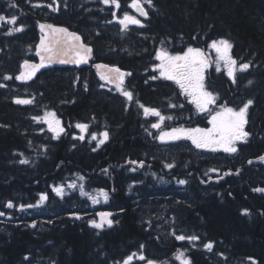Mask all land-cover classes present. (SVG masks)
<instances>
[{"label": "trees", "instance_id": "trees-1", "mask_svg": "<svg viewBox=\"0 0 264 264\" xmlns=\"http://www.w3.org/2000/svg\"><path fill=\"white\" fill-rule=\"evenodd\" d=\"M141 2L148 12L144 26L122 29L118 19L133 10L132 0H119L118 9L101 0H0V15L18 18L15 25L0 21V264H123L133 254L132 264H181V252L192 264H264V192L254 191L264 188V0ZM42 21L79 32L96 58L131 71L133 100L101 89L90 67L53 68L28 84L18 82L24 61L36 59ZM20 26L23 31L8 34ZM220 38L250 67L237 71L235 82L216 68L209 71L207 87L218 97L209 111L199 112L174 81L148 80L161 48L207 46ZM17 98L32 103L17 104ZM249 99L250 136L234 154L198 149L187 139L161 142L155 138L160 129L151 127L158 118L146 117L139 106L172 117L162 128H208L221 106L238 109ZM47 111L63 121L59 138L33 119ZM78 123L89 125L83 141L74 138L81 135ZM104 131L108 141L93 151L91 135ZM24 159L29 163L21 164ZM81 185L90 196L108 193L107 201L99 196L97 209L111 213L112 227L95 229L91 219L73 217L93 211ZM57 186L63 197L54 192ZM41 194L47 196L46 219L32 228L28 221L38 216L19 206L34 205ZM176 235L200 239L179 241ZM209 241L211 251L203 247Z\"/></svg>", "mask_w": 264, "mask_h": 264}, {"label": "snow or ice", "instance_id": "snow-or-ice-1", "mask_svg": "<svg viewBox=\"0 0 264 264\" xmlns=\"http://www.w3.org/2000/svg\"><path fill=\"white\" fill-rule=\"evenodd\" d=\"M105 5H114L117 9L120 8L119 0H101ZM144 3H147L149 6L153 5V0H144ZM14 6V5H13ZM39 7L40 5H36ZM52 11H58L59 7H53ZM129 7L135 9L139 12L140 16L147 17L148 12L144 9L141 0H132V3ZM113 16H116V13L113 12ZM18 18L12 16L10 18H5L3 15H0V21H5V23L15 25ZM118 23L122 26V29H127L129 25H139L143 27L139 19L135 16L125 13L122 18L118 19ZM40 31L42 33L40 42L36 46V55L40 57V63L34 64L29 61H24L22 68L23 71L15 77V79L20 81L31 80L36 73L50 64L60 63V64H76L77 66L81 64H87L91 59L93 49L85 44L80 35L75 32L69 31L66 27H58L52 24H39ZM23 26L14 27L9 30L8 34L11 35L13 32L23 31ZM210 47L215 50L218 56V61H223L227 67L228 76L235 82L236 72H245L249 69V63H241L237 66L238 62L232 58L230 55V50L233 45L227 39H220L212 41ZM156 59L160 61L157 65V69L160 72V76L166 80L174 81L179 85L182 93L191 97V102L196 105V108L199 112L209 111V106L214 105L218 99L216 95L212 92L205 90L204 88V72L208 67V62L204 58V54L201 49L188 47L186 51L182 54L171 55L166 49L161 48L156 53ZM98 69H105L103 73L100 74V79L106 83L115 84L117 89L125 96L129 101L133 100V93L126 90L124 86V81L126 76H130L131 73H125L120 70L118 67H109L108 65L97 64L95 65ZM219 65L217 66V71H219ZM11 76H5L4 79H12ZM157 77H152L156 79ZM252 81H249L251 84ZM3 86V85H0ZM100 87H104L103 84ZM87 89V85H85ZM17 104H31L32 100L29 99H20L17 98L15 101ZM138 103V102H137ZM253 105V100L249 99L247 102L243 103L238 109H234L228 106H221V110L215 112L209 120L211 124L210 128H172L170 131L162 130L161 126L164 124L165 120L172 119V117H165L161 112L156 108L146 107L143 104L139 106L143 109L144 115L157 117L158 120L156 123L151 124V127L154 129H161L160 134L156 139L161 142H174L182 139H187L192 142L198 149H206L209 151H218L222 150L225 153L234 154L238 152L237 144L239 142L246 143L250 133L245 130V126L248 123V112L249 108ZM175 107V105H171ZM33 119L42 120L44 123L48 124L49 130L54 133L53 138H59L60 134L64 132V128L61 126V122L56 118L54 112H46L44 117H34ZM76 127L80 130L81 133H87L89 125L85 123H78ZM151 135V133H149ZM78 138L79 140H84L85 136L82 134ZM91 139L96 141V147L93 148V151H96L101 145L105 144L109 139V133L104 131L99 134V138L96 134L91 135ZM259 160L264 162V156H260ZM21 164H27L29 161L27 159L21 160ZM128 163L133 165H138L139 167L144 166L143 161H129ZM252 163V161H249ZM174 164H166L165 167L172 169ZM107 171V170H105ZM131 171H136L135 168H132ZM210 171L216 172L217 169H211ZM231 173H225L224 175H230ZM222 178V177H221ZM82 180L83 177H80ZM179 184L184 185L187 183L186 180H179ZM70 188H75L76 184L72 183L68 185ZM133 185L129 186V189ZM54 192L57 196L63 197L64 188L63 186H57L54 189ZM257 192H264V188L254 189ZM81 195H88L83 191V186L81 185ZM99 196H102L105 201L108 199V193L101 190ZM99 196H90L89 198L92 202L98 203ZM47 199L45 194H41L39 198L38 205H23L19 206L21 211L26 208H33L39 206ZM7 208H13L14 204L12 201H8L5 205ZM247 210H245V213ZM5 215V213L0 212V216ZM100 220H91L89 224L95 229H103L105 225L112 227L113 220L110 218L111 213H100ZM76 219H80V216H76ZM35 227V224L32 225ZM175 238L179 241L188 240L189 242L198 241L200 239L197 235L184 236L176 235ZM203 247L211 251L214 247L213 242L209 241L203 245ZM143 248V245H141ZM134 255H129L124 259L123 264H132ZM222 255V254H221ZM141 261L145 260L144 255L138 257ZM176 259L180 260L181 264H192L191 259L184 256V253H180ZM147 264H156L153 260H147Z\"/></svg>", "mask_w": 264, "mask_h": 264}, {"label": "rangeland", "instance_id": "rangeland-1", "mask_svg": "<svg viewBox=\"0 0 264 264\" xmlns=\"http://www.w3.org/2000/svg\"><path fill=\"white\" fill-rule=\"evenodd\" d=\"M129 15H132V16H135L137 19H138V17H137V13H136V11H135V9H133L132 11H130V12H127ZM123 17V16H122ZM220 39H225V38H220ZM220 39H216V40H220ZM228 40V39H227ZM213 41H215V40H213ZM211 43H212V41L209 43V48L207 49V51H206V54H205V52L203 53L204 54V58L207 60V62H208V67L205 69V72H204V88H205V90H207V91H210L209 89H208V87H207V84H205V75H206V73H207V71H208V68H209V66L210 65H214V67L217 69V66L219 65V71H223L226 75H228L227 74V67L225 66V64H224V62L223 61H218V56H217V53L215 52V50L214 49H212L211 47H210V45H211ZM231 43V42H230ZM230 55L232 56V58L233 59H235L237 62H238V60L233 56V54H232V51L230 50ZM157 62L158 63H156L155 64V66H154V68L155 69H157V65L160 63V61H158L157 60ZM240 63L238 62V64H237V66L239 65ZM158 70V69H157ZM211 92V91H210ZM189 97V96H188ZM189 99L190 100H192V98L191 97H189ZM229 107V106H228ZM212 108V105H210L209 106V110ZM233 108V107H232ZM235 109V108H234ZM221 110V108L220 109H218V110H216L215 112H217V111H220ZM47 112H53V111H47ZM215 112L213 113V114H215ZM46 113V112H45ZM45 113H44V115H45ZM55 114H56V112H54ZM212 114V115H213ZM44 115L42 116V117H44ZM211 115V116H212ZM56 118L57 119H59L60 120V122H61V126L64 128V131H65V127H64V124H63V121H62V119L56 114ZM41 122H43L42 120H41ZM45 125H46V128L49 130V127H48V124H46L45 123ZM210 127H211V125H210ZM210 127H208V128H210ZM161 128H162V126H161ZM174 128H178V127H174ZM195 128H197V127H195ZM200 128V127H199ZM172 128H162V130H164V131H170ZM206 129V128H205ZM160 131H161V129H160ZM81 133V132H80ZM85 135V133H81V135ZM163 143H168V142H163ZM70 189H73V188H70ZM88 195H87V197L89 198L90 197V193H87ZM91 196H95L94 194H92ZM44 204H45V201L42 203V204H39V206H37V207H33L32 208V215L33 216H38L37 218L39 219H37L38 221H40L42 224H44L43 223V220H45L46 219V217H45V214H46V212L44 211ZM97 204L98 203H93L92 202V200H91V202H90V198H89V205H88V207L87 208H92V210L93 211H90V210H85L86 212H82V213H79V214H84V215H87V214H89L90 213V215H89V217H88V219L90 220H97V221H99L100 220V216H99V214L100 213H106L104 210H101V209H97ZM34 205H38V202L37 203H35ZM44 215V216H43ZM38 221H30V223H33V224H37L38 223ZM36 228H39L38 227V225L36 226ZM145 264H147V263H145Z\"/></svg>", "mask_w": 264, "mask_h": 264}, {"label": "flooded vegetation", "instance_id": "flooded-vegetation-1", "mask_svg": "<svg viewBox=\"0 0 264 264\" xmlns=\"http://www.w3.org/2000/svg\"><path fill=\"white\" fill-rule=\"evenodd\" d=\"M137 17H138V19H139L140 21H141V17H142V18H145V17H143V16H140L139 14H137ZM188 47L199 48V49L202 50L203 53L205 52V54H206V51H207V49L209 48V44H208L207 46H201V47H197V46H187V47H185V48H182V49H179V50H176V51H168V52H169L171 55L182 54L184 51L187 50ZM94 55H95V57H94V60H92V65L90 66V69H91V75H92V76H96V77L101 81L100 85H101V84L104 85L103 88L100 87V86H99V87H100L101 89H104L106 92H117V93L121 94V92L117 89V87H116L115 84H112V83H106L105 81H103V80L100 79V73H98V72L95 70V64L98 63V62H103V63H108V62H106L105 60H103V59H101V58H96L95 48H94ZM156 63H158L157 60H156L154 63H152V65H151V70H152L153 73L150 74V76L148 77V80H149V81L157 80V79H159V78H163V77L160 76V72H159V70H157V69L154 68V66H155ZM109 64H110V63H109ZM111 65L118 66V65H116V64H111ZM118 67H119V66H118ZM120 68H122V67H120ZM213 68H215L214 65H210V66H209L208 71H207V73H206V75H205V84H206L207 75H208L209 71H211ZM122 69H123V72H125V73H131V71H129V70H126V69H124V68H122ZM131 75H132V73H131ZM131 75H130V76H131ZM130 76H126V77H125L124 86H123V87H124L126 90H128V91H131V90L127 87V81H128V79H129ZM152 77H157V78H156V79H152ZM163 79H164V78H163ZM89 215H90V213L87 214L86 217L88 218ZM87 218H86V219H87ZM33 221H38V220H37V219H34ZM28 223H30V222L28 221ZM38 224L40 225V221H38Z\"/></svg>", "mask_w": 264, "mask_h": 264}, {"label": "water", "instance_id": "water-1", "mask_svg": "<svg viewBox=\"0 0 264 264\" xmlns=\"http://www.w3.org/2000/svg\"><path fill=\"white\" fill-rule=\"evenodd\" d=\"M143 7H144V6H143ZM144 9L146 10L145 7H144ZM136 12H137V11H136ZM138 13H139V12H138ZM41 23H43V24H52V25H54V26H58V27H66V28L69 29V31H71V32H75V33H77L78 35H80L81 38H82V40H83V42H84L85 44H87L88 46H90V47L93 49L91 59L88 61L87 64H81V65H79V66H77L76 64H71V63H69V64L53 63V64L48 65L47 67H44V68L40 69V70L36 73V75H35L31 80H28V81H26V82H25V81H20V80H18V82H20V83H22V84H28V83L34 81V80H35V79H36L41 73H43L44 71H47V70H49V69H53V68L76 67V68L81 69V68H83V67H90V66L92 65V60H94V57H95V55H94V47H93V45L87 43V42L84 40V37H83L79 32H77V31H75V30H72L71 28H69V27L66 26V25L57 24V23L50 22V21H42V22H40L39 24H41ZM39 29H40V28H39ZM41 35H42V33H41V31H40V37H39V40H38L36 46H37V45L39 44V42H40ZM35 56H36V59H28L27 61H29L30 63H34V64H38V63H40V57L36 55V50H35ZM97 64L108 65L109 67H117V66H114V65H111V64H108V63H103V62H98V63H96L95 65H97ZM22 65H23V64H22ZM118 68H120V67H118ZM95 70H96L98 73H100V74L103 73V72L105 71V69H98V68H96V67H95ZM120 70L123 72V69H122V68H120ZM21 71H23V68H22V67H21ZM21 71H20V72H21ZM19 74H20V73H19ZM19 74H18V75H19ZM77 215L81 217L80 219H83V218H84V214H79V213L74 214L73 217L75 218ZM32 225H33V224H31V227H32ZM36 226H37V224L35 223V227H32V228H36Z\"/></svg>", "mask_w": 264, "mask_h": 264}]
</instances>
